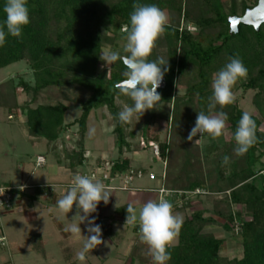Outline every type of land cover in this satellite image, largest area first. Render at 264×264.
<instances>
[{
	"label": "trees",
	"instance_id": "16d2710c",
	"mask_svg": "<svg viewBox=\"0 0 264 264\" xmlns=\"http://www.w3.org/2000/svg\"><path fill=\"white\" fill-rule=\"evenodd\" d=\"M136 3L157 5L169 18L165 34L148 57L149 61L158 57L168 60L166 87L160 90V108L147 110L148 120L145 116L139 119L138 139L130 123L122 124L118 117L121 109L117 101L133 104L116 87L126 78L127 69L117 60L108 71L101 66L99 57L106 46L121 56L127 55L123 51V29L129 25ZM257 3L258 0H27L30 23L22 29L20 38L6 36L5 45L0 47V70L25 62L34 84L22 78L18 83L14 79L1 83L0 107L20 112L28 137L44 139L57 164L73 175L88 161L85 137L89 116L93 110L106 108L114 123L113 135L120 154L109 163L112 176L128 175L131 170L148 174L145 169H134L133 159L123 155L149 149L143 147L142 141L156 143L164 163L163 185L167 190L200 189L208 193L204 200L201 196L191 198L183 209H176L175 200L171 201L174 214L190 211L195 203L202 208L186 216L169 249L172 258L167 264H264V24L259 32L240 25L239 33L231 34L229 23L230 17H242ZM4 4L5 0H0V23L5 18ZM190 26L195 31H190ZM236 56L248 69V76L237 82L233 92H253L252 105L258 113L252 116L257 125V142L243 156L234 152V133L244 112L237 103L224 108L217 105L215 109L228 115L225 135L213 140L204 134L199 143H195L197 136L192 141L187 139L198 112L208 114L213 74ZM17 89L26 96L23 104L18 103ZM180 90L183 94L178 93ZM67 103L82 109L81 116L70 124L64 122ZM158 122H163L165 128L163 140ZM74 127H78L74 148L61 153L58 143ZM134 139L138 140L135 144ZM224 156L230 158L227 165L223 164ZM47 191L48 187H37L28 197L35 202ZM127 206L106 215L109 224L102 227L103 239L113 240V226L125 224ZM73 210L76 212L75 205ZM89 218L100 220L96 212ZM137 228L138 224L134 232L139 237ZM213 228L228 233L229 239L238 243L241 258L231 259L221 253L227 239L217 238L209 231ZM36 237L35 250L44 254L41 236ZM145 251L148 253V249ZM138 253L140 249L136 248L127 264H153L151 256L138 257ZM66 263L77 264L71 256Z\"/></svg>",
	"mask_w": 264,
	"mask_h": 264
},
{
	"label": "rangeland",
	"instance_id": "374dc122",
	"mask_svg": "<svg viewBox=\"0 0 264 264\" xmlns=\"http://www.w3.org/2000/svg\"><path fill=\"white\" fill-rule=\"evenodd\" d=\"M224 1L228 2L229 0ZM190 28L195 31L194 27L190 26ZM104 49L110 48L106 46ZM103 65L104 62L101 60V66ZM20 78L24 79L29 84H34L32 71L25 62L13 64L0 70V84L9 79H14L15 83H18ZM17 93L19 94L18 102L23 104L26 100V96L22 93L21 89H17ZM178 93L183 94V91L180 90ZM235 95V103H237L244 112L247 111L252 116H258L257 110L252 105L253 92L244 93L242 90H238ZM124 104L126 103L123 101H117V105L121 110ZM67 105L69 110L65 114L64 122L65 124H70L81 116L82 109L75 103H67ZM158 106L159 105H157V108L159 109L160 107ZM143 116L148 120L150 114L145 112ZM139 123H141L140 120L138 121L135 118L130 123L131 128L137 133L136 139H138L140 135L137 128ZM157 127L162 130L161 140H163L166 134L165 128H163V122H158ZM90 129H95L94 134L89 135ZM77 130L78 127H74L69 133L63 135L61 140L63 144L61 142L57 145L61 153H63L64 149L71 151V149L74 148V143L77 140ZM113 130L114 123L106 108L93 110L91 112L85 137V147L88 150V161L79 168L77 173L91 175V173H94L97 169L102 172L104 169L106 170L109 168V163L111 161H115L120 157L118 148L115 144ZM202 137L200 138V134H197L198 139L202 140ZM136 139L133 140L134 144L138 141ZM47 148V142L44 139H29L25 118L20 112H9L0 107V174L2 183H4L8 177L15 181L12 183L14 184V188L20 187L24 182L35 187L45 184L49 185L50 183L55 184V182H65V180H69L70 177H72V182L74 175L71 173L70 175L64 167H58L57 160L51 153L47 152ZM38 157H42L45 160V164L41 168L36 167ZM124 157L133 159L132 167L134 169H145L148 171V174H146L147 176L144 175L142 178H135L132 183V188L134 189L132 193L112 191V195L116 197L113 203L114 207H119L124 203L135 204L137 203L136 200L140 201L145 196L155 195V197H157L155 193L150 194L143 190L146 188L157 189L160 187L161 180L157 179L151 181L149 175L153 173L157 176H161L164 171L163 160H161V158H155L150 148L140 151L137 155L124 154L123 158ZM100 163L101 166L105 167L104 169L100 167ZM2 174L8 177L6 178ZM111 185L113 187H123L119 181ZM34 191V189L29 190L27 196L21 200V206L16 207V205H14L12 210L0 211V237L2 238L5 236V244L2 245L0 243V264H66V260L70 256L77 264H82V262L76 259V253L81 250L84 239L82 237L77 239L73 237L70 232L65 231V228L73 222L72 217L76 212L72 209L67 215L60 213L56 205V201L60 197L55 200L50 194H47L46 199L34 202L28 198ZM58 191H61L60 188L57 189V192ZM21 197H23V195H16V199ZM201 197L202 200H204L207 195H202ZM33 202L34 206L31 207L29 203L33 204ZM207 206L208 205H206V207ZM110 208L107 207L103 201L97 206L96 213L100 217V220H95V224L101 226V232L102 227L109 224L106 215L112 213ZM137 208H139V206ZM201 208L202 205L195 203L190 211L181 210L175 214L182 216L184 221L191 211ZM136 225L115 224L112 228L114 233H116L114 239H103L101 236L104 243L91 250V252L87 254L86 261H84L83 264H127L129 262V256L136 248L140 249V254H137L138 257L140 255L148 257L149 255L147 251H145L148 249V246L142 243L139 237L134 234ZM80 227L82 235L87 236V222L82 223ZM209 231L213 232L217 238L227 239L221 250L224 256H228L231 259L241 258V247L237 242L229 239L228 233L221 232L216 228ZM38 232H41L45 241L46 257H44L40 251L34 250L38 242L37 237L34 235ZM138 257L135 258L137 262L139 259Z\"/></svg>",
	"mask_w": 264,
	"mask_h": 264
},
{
	"label": "clouds",
	"instance_id": "9594fccd",
	"mask_svg": "<svg viewBox=\"0 0 264 264\" xmlns=\"http://www.w3.org/2000/svg\"><path fill=\"white\" fill-rule=\"evenodd\" d=\"M4 20L0 23V47L5 45L6 36L20 38L22 29L30 23L27 0H5L3 6ZM169 18L164 10L157 5L133 4L130 14V23L123 31L126 33V43L123 51L127 55L121 56L119 52L104 49L100 59L104 67L110 66L117 60L122 61L127 69L126 77L116 87L129 97L133 104H124L118 113L122 124H129L135 118L139 119L147 110L157 108L162 101L161 94L157 91L161 87L165 73L169 70L168 60L158 57L149 61L148 57L156 47L157 41L165 34ZM248 69L242 60L230 57L229 62L223 68L215 72L212 77V95L208 97V114L200 111L197 114L195 126L189 132L187 139L192 141L197 134L200 138L207 134L213 140L225 135L228 115L224 111H215L217 105L224 108L235 103L236 95L234 86L241 79H246ZM175 97L172 98L174 100ZM171 119V115L169 120ZM257 125L252 115L245 111L238 121L234 133L237 156H243L257 142ZM95 129L89 130V135L94 134ZM200 139L195 140L199 143ZM230 162L228 156L223 157V164ZM25 186L21 185V191ZM54 190V188H53ZM112 190L100 180L87 175L75 174L70 188L56 201L60 213L68 214L76 207V214L72 217V223L65 231L73 237L83 238L84 243L76 253V259L86 261L87 254L94 248L104 243L101 239V226L95 224V219H89L91 213L96 212L98 204L103 201L108 204ZM125 224L139 225V239L148 246V255L153 264H167L171 260L170 248L174 246L183 225V217L173 212V205L163 195L158 200H148L139 208L129 203ZM82 213V214H81ZM87 222L88 235H82L80 225Z\"/></svg>",
	"mask_w": 264,
	"mask_h": 264
},
{
	"label": "built area",
	"instance_id": "2783aa9c",
	"mask_svg": "<svg viewBox=\"0 0 264 264\" xmlns=\"http://www.w3.org/2000/svg\"><path fill=\"white\" fill-rule=\"evenodd\" d=\"M190 31L192 30L190 27L188 28ZM193 31V30H192ZM142 145L144 148L149 147L153 151V155L155 158L160 159V150L159 145L156 143H145L142 141ZM45 164V160L42 157H38L36 161V167L41 168ZM102 170V169H101ZM80 174V173H79ZM83 175V174H81ZM87 175V174H84ZM90 177H94L97 180H100L103 182L106 186H108L112 191H134L132 188V183L134 182L135 178H142L144 175L139 172L138 174L135 173V171L131 170L128 175H116L112 176L110 173V168L104 169L102 172L98 169L95 170L94 173H91V175H87ZM164 178H165V172L161 174V176H157L155 174H150L149 179L151 181H155L157 179L161 180L162 185L154 190H151V192L155 193L157 195V200L161 195H163L169 202L175 200V207L176 209H183V206L186 202H189L191 198L196 196H202V195H208V193L204 190H196L194 192H182V191H172L167 190L164 185ZM119 181L123 187H113L111 184ZM25 186L23 190L21 191V188H14L12 186H7L2 183V180L0 178V211H9L12 210V208L15 205V199L16 195H25L29 192V190L36 189L37 187L31 186L28 184L23 185ZM137 234L139 235V225L137 228ZM0 243L2 245L5 244V238L0 237Z\"/></svg>",
	"mask_w": 264,
	"mask_h": 264
},
{
	"label": "crops",
	"instance_id": "0c3cea01",
	"mask_svg": "<svg viewBox=\"0 0 264 264\" xmlns=\"http://www.w3.org/2000/svg\"><path fill=\"white\" fill-rule=\"evenodd\" d=\"M19 103V102H18ZM19 104H21V103H19ZM11 117V116H10ZM10 117H9V119H10ZM30 140H31V138H29ZM32 140H36V139H33L32 138ZM13 147V146H12ZM11 147V148H12ZM14 148V147H13ZM12 148V149H13ZM49 151V149L47 148V152ZM49 153V152H48ZM38 159V158H37ZM262 162L264 163V160H262ZM57 166L58 167H60L58 164H57ZM138 169H142V168H138ZM66 171L67 172H69V170H67L66 169ZM69 174H70V172H69ZM151 174H153V173H151ZM2 175H4L6 178L8 177V176H6L5 174H2ZM71 175V174H70ZM145 176H147L146 174H145ZM0 178H1V174H0ZM9 178V179H8ZM7 178V180L3 183L4 185H7V186H12L13 187V185L14 184H12V183H14L15 181L12 179L11 180V178L10 177H8ZM71 179H72V177H70V179L69 180H65V182H55V184H49L50 185V188H49V185L48 184H45V185H39L38 187H43V186H45V187H48L49 188V191H47L40 199H39V201L40 200H42V199H46V196H47V194H49V193H52V196H53V198L56 200V199H58V197H62V195L70 188V186H71V184H72V182H71ZM2 180V179H1ZM9 180V181H8ZM22 181H24V180H22ZM25 184H27L26 182H24L23 184H21V185H25ZM162 185V183L160 182V186ZM53 188H54V190H53ZM58 188H60V190L61 191H58L57 192V189ZM159 188V187H158ZM151 190H154V189H150V188H146V189H144L143 191L144 192H146V193H153V192H151ZM132 192H134V191H131L130 193H132ZM136 192V191H135ZM26 196H24V197H21V198H17V199H15V205H16V207H18V206H21V204H22V199L23 198H25ZM29 198V197H28ZM19 199V200H18ZM115 199H116V197H115V195H111L110 196V198H109V202H108V204H106L107 205V207H111L110 208V210H111V212H113L115 209H117L118 207H114V205H113V203L115 202ZM157 200V197H155V195L154 196H145L144 198H142L140 201L139 200H136V202L137 203H135L134 205L136 206V207H138V206H141L144 202H147L148 200ZM18 200V201H17ZM127 204H129V203H124V204H122L121 206H123V205H127ZM137 204V205H136ZM29 205H31V207H33L34 206V202H33V204H31V203H29ZM112 206H113V208H112ZM121 206H119V207H121ZM134 234H135V232H134ZM41 236V238H42V241H43V244H44V257H46V250H45V241H44V238L42 237V234H41V232L39 233H37L36 235H34V236ZM3 237H5V236H3ZM33 247V246H32ZM35 250V249H34ZM67 264V263H66Z\"/></svg>",
	"mask_w": 264,
	"mask_h": 264
},
{
	"label": "water",
	"instance_id": "95a60500",
	"mask_svg": "<svg viewBox=\"0 0 264 264\" xmlns=\"http://www.w3.org/2000/svg\"><path fill=\"white\" fill-rule=\"evenodd\" d=\"M229 23L231 34H238L240 25L252 27L256 32H259L261 26L264 24V0H258L257 5L252 9H248L242 17H230ZM165 87L166 78L164 76L161 87L157 91L160 93V90L165 89Z\"/></svg>",
	"mask_w": 264,
	"mask_h": 264
}]
</instances>
